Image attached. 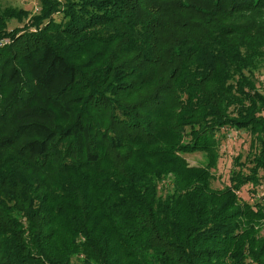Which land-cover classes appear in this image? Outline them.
<instances>
[{"label":"trees","instance_id":"trees-1","mask_svg":"<svg viewBox=\"0 0 264 264\" xmlns=\"http://www.w3.org/2000/svg\"><path fill=\"white\" fill-rule=\"evenodd\" d=\"M39 2L0 5V264H264V0Z\"/></svg>","mask_w":264,"mask_h":264},{"label":"rangeland","instance_id":"rangeland-1","mask_svg":"<svg viewBox=\"0 0 264 264\" xmlns=\"http://www.w3.org/2000/svg\"><path fill=\"white\" fill-rule=\"evenodd\" d=\"M39 0H0V5L2 8H8L9 13L16 14L15 16H19L17 14L19 9H23L28 11L30 14H27V19L32 15H36L39 11L40 4ZM7 22V17L2 21V23ZM27 22V20H26ZM21 24L17 21H11L7 26L9 30L19 27ZM259 77L260 83H264V72ZM224 136H220V144H219V162L217 168L212 171L213 180L211 182V187L216 190L222 189L224 186L228 184L229 172L232 169V161L235 157L240 155L242 157L241 161L243 162L248 155L249 145H250V136L245 133L236 132L229 128L224 129ZM182 159L188 166L198 167L204 164V155L201 153H186L181 155ZM171 177V174L168 175ZM250 185L245 186L240 192L239 196L244 201L252 202L255 198H251ZM248 193V195L246 194ZM258 198L261 196L260 194L256 195ZM264 197V196H263ZM252 199V201H251ZM262 225H257L255 228L260 230ZM263 234V233H262ZM258 237V236H257Z\"/></svg>","mask_w":264,"mask_h":264},{"label":"built area","instance_id":"built-area-1","mask_svg":"<svg viewBox=\"0 0 264 264\" xmlns=\"http://www.w3.org/2000/svg\"><path fill=\"white\" fill-rule=\"evenodd\" d=\"M7 43H8V40L1 41V42H0V46L5 45V44H7Z\"/></svg>","mask_w":264,"mask_h":264}]
</instances>
